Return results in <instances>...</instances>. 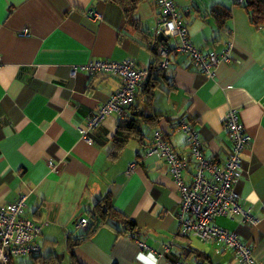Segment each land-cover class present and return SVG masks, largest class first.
Segmentation results:
<instances>
[{
	"label": "crops",
	"instance_id": "obj_1",
	"mask_svg": "<svg viewBox=\"0 0 264 264\" xmlns=\"http://www.w3.org/2000/svg\"><path fill=\"white\" fill-rule=\"evenodd\" d=\"M173 1L188 39L202 53L231 46L229 62L218 63L211 76L176 52V37L158 40L162 9L156 0H0V207L24 194V215L41 228L40 254L19 258L38 264L37 256L55 255L59 264H69V242L87 231L78 229L79 221L89 226L87 213L109 194L133 231L124 229L122 218L108 216L70 247L75 261L238 264L231 250L180 233L177 187L166 161L148 154L160 133L188 158L183 176L189 182L195 162L179 122L185 119L198 134L205 158L223 163L231 151L223 121L234 110L250 138L235 192L256 223L217 217L212 224L234 232L264 264V23L250 20L243 1ZM216 12L228 13L227 19ZM98 60H130L152 74L136 89L129 112L156 121L143 125V141L130 139L116 158L112 137L122 120L116 114L87 130L91 143L82 134L89 116L121 86L115 74L80 70ZM133 234L153 251L142 250Z\"/></svg>",
	"mask_w": 264,
	"mask_h": 264
},
{
	"label": "built area",
	"instance_id": "obj_2",
	"mask_svg": "<svg viewBox=\"0 0 264 264\" xmlns=\"http://www.w3.org/2000/svg\"><path fill=\"white\" fill-rule=\"evenodd\" d=\"M162 9L157 32L173 36L178 39L176 52L187 54L194 65L208 76H211L212 68L220 62H229L231 46L217 54L215 52L202 53L188 39L186 27L180 19L173 0H156ZM242 3L243 0H234ZM95 13L94 17L99 18ZM27 34V30H24ZM160 55L167 53L166 49H160ZM166 62L159 65L162 69ZM75 69V68H74ZM81 71L89 74L95 72L111 73L119 76L121 86L112 93L108 100L89 116L85 129L82 130L84 139L87 138V130L96 128L105 116L114 113L119 118L126 116V108L134 101L136 89L142 85L151 74L148 70L138 69L130 60L121 62L92 61L80 66ZM76 70H73V74ZM223 127L230 141L231 151L223 163L208 161L202 155L201 143L198 134L191 129L185 119L179 122V131L182 132L189 145V151L195 162L196 170L192 179L187 182L183 177V171L187 167L185 157L178 155L165 141L161 134L156 132L148 154H156L164 159L168 165L171 177L180 195V210L177 217L180 233L192 235L201 241H212L220 248L232 251L238 264H257L253 258L251 247L243 244L234 232L220 228L212 221L217 217H225L239 224H255L256 219L250 208H243L235 192V186L242 173V157L244 150L250 145V138L245 133L239 122L237 112L228 111L223 121ZM51 172L56 171L55 165L48 161ZM133 165L129 166V172ZM26 196L19 198L10 204L0 207V264H11L12 260L26 255H39L40 226L25 217ZM78 229L86 231L88 222L82 218L78 223ZM140 248L144 251H153L151 246L136 239ZM171 244H166L167 252ZM219 252V251H217ZM169 264H186L182 261Z\"/></svg>",
	"mask_w": 264,
	"mask_h": 264
},
{
	"label": "trees",
	"instance_id": "obj_3",
	"mask_svg": "<svg viewBox=\"0 0 264 264\" xmlns=\"http://www.w3.org/2000/svg\"><path fill=\"white\" fill-rule=\"evenodd\" d=\"M112 1H117V0H112ZM242 4H243V7L246 9L247 13L249 14V18L252 22L256 24L264 23V2H261L258 0H243ZM216 14H219V15L224 14L223 19H227L228 17V13L226 12H221V13L216 12ZM151 76L152 74L149 75L148 80L151 79ZM130 109H131V106L126 108V116L121 118L122 120H120V123L118 124L116 128V132L114 136L112 137L111 156L114 158L117 157L118 153L124 148V146L130 139H136L139 142L143 141L144 134H143L142 126L152 125L156 121L155 117L146 115L144 112L142 115H138V114L134 115V113L129 112ZM187 145H188V142H187ZM188 148H189V145H188ZM189 155L191 156L190 151H189ZM180 156H183V155H180ZM183 157H185L187 165H188V158L186 156H183ZM205 159L211 162H215L207 158ZM215 163H219V162H215ZM195 170H196V165H195ZM87 214L90 219V224L88 226L87 231L84 234L80 235L75 240L71 239V244L69 242V245L67 247V251L70 257L69 264H81L72 258L73 256L69 252L70 247L73 245H77L79 241L88 238L98 227H100L106 221V218L108 216L112 218H118V219L122 218L124 229L133 231V228H134V223L130 221L127 218V216H125L122 212L118 211L114 207L112 203V198L109 194H106L102 198L98 199L96 203L94 204L93 208ZM133 235L135 236V234ZM26 256H30V255H26ZM36 259L38 260V264H59V262L61 261V259L55 255H47L44 258L41 257V260H39L40 256H37Z\"/></svg>",
	"mask_w": 264,
	"mask_h": 264
},
{
	"label": "rangeland",
	"instance_id": "obj_4",
	"mask_svg": "<svg viewBox=\"0 0 264 264\" xmlns=\"http://www.w3.org/2000/svg\"><path fill=\"white\" fill-rule=\"evenodd\" d=\"M15 264H30L31 263V260L30 258H19V259H15L14 261Z\"/></svg>",
	"mask_w": 264,
	"mask_h": 264
},
{
	"label": "water",
	"instance_id": "obj_5",
	"mask_svg": "<svg viewBox=\"0 0 264 264\" xmlns=\"http://www.w3.org/2000/svg\"><path fill=\"white\" fill-rule=\"evenodd\" d=\"M164 37H165V35H164L163 32H161V33L158 34V40H161Z\"/></svg>",
	"mask_w": 264,
	"mask_h": 264
},
{
	"label": "clouds",
	"instance_id": "obj_6",
	"mask_svg": "<svg viewBox=\"0 0 264 264\" xmlns=\"http://www.w3.org/2000/svg\"><path fill=\"white\" fill-rule=\"evenodd\" d=\"M253 202H255V200H253Z\"/></svg>",
	"mask_w": 264,
	"mask_h": 264
}]
</instances>
